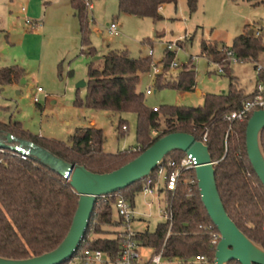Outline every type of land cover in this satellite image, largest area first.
I'll use <instances>...</instances> for the list:
<instances>
[{
	"label": "trees",
	"instance_id": "16d2710c",
	"mask_svg": "<svg viewBox=\"0 0 264 264\" xmlns=\"http://www.w3.org/2000/svg\"><path fill=\"white\" fill-rule=\"evenodd\" d=\"M87 1L93 3V0H71V4L80 21L82 44L92 55L96 49L90 46ZM118 1L120 14L148 17L155 22L164 19L161 13L164 5L178 2ZM187 4L189 11L194 13L199 0H187ZM2 31L0 28V33ZM144 43L152 44L150 39ZM202 52L210 61L221 65L225 73L231 70L229 52H233L240 62L251 61L256 67L264 53V36L251 33L247 25L243 33L234 38L232 45L220 47L217 42L203 41ZM175 56V51L165 49L159 62L162 71L154 75L157 88L195 90L196 70L192 62L185 64L175 77L169 76ZM153 63V54L133 57L127 49L111 50L104 56L101 67L89 64L86 98L75 102L77 106L91 109L135 113L138 118L135 147L117 153L106 152L104 130L96 126L79 127L69 141L64 142L33 135L23 129L21 122L3 121H0V141L9 144V135H13L33 142L67 162L84 165L92 172L106 173L134 160L170 133H190L201 141L207 135L205 142L215 162L217 186L228 214L246 235L264 247V185L248 156V121L228 120V116L240 110L254 92L247 93L233 77L227 91L207 93L201 106L163 105L155 110L147 106L145 93L138 89L141 75L150 72ZM25 75V68L19 65L1 67L0 86L20 82ZM127 129L128 125L121 120L120 132ZM262 144L264 148V131ZM184 155L183 151H174L166 157L164 164L171 159L180 162ZM172 170L167 167L168 174ZM151 178L154 181L159 179L158 169ZM146 180L117 193L125 196L135 208L136 197L141 194ZM196 181L195 168L185 169L178 178L176 190L160 188L172 220L160 222L154 231L149 228L136 231V239L142 247L152 249L153 254L162 253L168 262L189 260L199 254L212 261L215 259L217 245L213 240L219 230L208 214ZM79 198L66 178L39 157L29 153L27 159H23L10 148H0V256L25 259L56 249L71 228ZM115 202L116 195L98 198L75 258L86 249L102 250L113 259L121 254L122 242L128 233V228H123L128 224L118 214ZM113 226L120 230L108 236V227ZM229 264L241 263L233 260Z\"/></svg>",
	"mask_w": 264,
	"mask_h": 264
},
{
	"label": "rangeland",
	"instance_id": "374dc122",
	"mask_svg": "<svg viewBox=\"0 0 264 264\" xmlns=\"http://www.w3.org/2000/svg\"><path fill=\"white\" fill-rule=\"evenodd\" d=\"M259 2V4H254ZM263 2V3H262ZM88 8L90 46L96 53L88 54L83 46L80 21L71 0H0V68L19 65L26 70L20 82L0 86V121L21 122L23 129L33 135L68 142L77 128L96 126L105 134V151L117 153L137 145L138 118L135 113L77 106L85 100L87 89L77 88L88 81L90 63L101 67L103 55L109 50L127 49L133 57L147 56L153 51L154 63H159L166 48L172 45L178 66L171 67L169 76L175 77L185 64L196 70L195 90L170 87L157 88L153 70L141 75L139 91L145 93L148 107L163 105L201 106L207 93H221L229 89L232 78L247 93L254 91L257 73L251 61L233 62L228 73L210 61L202 52V42H217L220 47L232 45L234 38L249 31L264 36V0H199L197 11L191 13L187 0L167 4L161 10L163 20L120 14L118 0H93ZM25 8V10H23ZM33 21V26L27 19ZM118 23L120 34L111 35L108 25ZM150 39V44L144 40ZM258 63L264 64V53ZM228 66V67H229ZM162 71V69H161ZM42 87L44 92H38ZM151 94H147V90ZM198 91H200L198 93ZM38 96L39 102L34 98ZM128 125L121 133L120 121ZM24 139L15 138V145ZM27 141V140H25ZM138 212L130 223L133 231L149 228L154 231L165 220V199L138 194ZM128 227V226H127ZM127 227L123 228L126 229ZM108 236L120 230L108 227ZM92 236L97 235L92 233ZM151 254V249L141 248ZM67 264H82L73 258Z\"/></svg>",
	"mask_w": 264,
	"mask_h": 264
},
{
	"label": "water",
	"instance_id": "95a60500",
	"mask_svg": "<svg viewBox=\"0 0 264 264\" xmlns=\"http://www.w3.org/2000/svg\"><path fill=\"white\" fill-rule=\"evenodd\" d=\"M86 85V81H81L77 88ZM263 131L264 110H256L247 124L246 146L252 166L264 185ZM8 140L9 144L0 141V148H10L22 154L29 151L39 157L62 174L80 198L71 228L56 249L25 259L0 256V264H64L71 261L85 237L98 198L117 193L152 176L166 157L177 150L196 158L195 170L202 201L221 234L215 253L216 264H229L233 260L241 264H264V247L246 235L225 208L208 144L190 133H170L158 139L134 160L106 173L92 172L84 165L67 162L30 141L23 140L19 146L15 145L13 135H9Z\"/></svg>",
	"mask_w": 264,
	"mask_h": 264
},
{
	"label": "built area",
	"instance_id": "2783aa9c",
	"mask_svg": "<svg viewBox=\"0 0 264 264\" xmlns=\"http://www.w3.org/2000/svg\"><path fill=\"white\" fill-rule=\"evenodd\" d=\"M87 5L90 9H92V2L87 1ZM23 10H25V8H23ZM27 22L32 26L34 25L33 21H31L29 18L27 19ZM107 29L111 35L117 36L120 34L119 25L115 21L108 25ZM251 33L259 35L260 31H252ZM168 49L173 50L172 45L169 46ZM150 54H153L152 50ZM229 55L232 56V63L235 61L240 62L239 59L233 54V52H229ZM172 66H178V63L174 60L171 67ZM219 66L220 70L224 72L222 66ZM161 69L162 68H160L158 64L153 63L152 70L154 72V75L160 73ZM255 69L257 73V82L254 90V95L244 101L240 110L231 113L228 116V120L249 121V119L256 110H264V64L257 62ZM42 91V87H38V92ZM146 93L151 94L152 91L149 89ZM34 100L36 102H39L40 99L38 98V96H36ZM154 109L158 110V107H155ZM124 128H126V126H124ZM206 139L207 135L204 136L203 142H205ZM17 145L19 146V144ZM18 153L23 159H27L29 151L24 154L20 152ZM164 161L157 168L159 170V179L157 181H154L150 176L145 181L141 192V194H143L144 196L158 197L160 194V188L162 187L166 190H176L178 178L182 170L195 168L197 166L196 158L193 157L192 154H185L180 162L171 159L166 165L164 164ZM167 167L173 168V170L169 174L167 172ZM194 182L195 181H192V183ZM113 195H116L115 204L118 214L124 217L126 223L128 224V233L123 239L121 254L117 258L113 259L102 250L86 249L80 257L76 258L80 260L82 264H216L215 259L212 261L208 256L203 254L196 255L193 258L185 261L177 260L174 263L166 261L162 253H152L148 257H146L141 252L142 246L136 239V231H133L130 228V223L135 219L136 215L138 214L137 211L132 207L131 202L121 194L114 193L101 197L107 198ZM164 215L165 220H172V213H170L168 210L165 209ZM220 240L221 234H214L213 244L218 245Z\"/></svg>",
	"mask_w": 264,
	"mask_h": 264
},
{
	"label": "crops",
	"instance_id": "0c3cea01",
	"mask_svg": "<svg viewBox=\"0 0 264 264\" xmlns=\"http://www.w3.org/2000/svg\"><path fill=\"white\" fill-rule=\"evenodd\" d=\"M93 4V3H92ZM72 5V4H71ZM73 7V6H72ZM166 7V5H164L163 6V8L161 9V10H164V8ZM95 8V5L93 4V7H92V9H94ZM127 15H130V14H127ZM115 21V20H114ZM112 50V49H111ZM111 50H109V51H111ZM108 51V52H109ZM106 55V54H105ZM105 55H103V60H104V56ZM256 82H257V80H256ZM256 87V86H255ZM255 90V89H254ZM42 92H44V90L42 91ZM42 92H40V93H42ZM198 92H200V91H198ZM252 92H254V91H252ZM252 92H250V93H252ZM155 108V107H154ZM164 197V195L162 194V193H160L159 194V196L157 197V198H161V197ZM135 210H136V207L134 208ZM137 211V210H136ZM138 213V212H137ZM143 248H146V247H143ZM150 249V248H149ZM153 253V250L151 249V254ZM146 257H148L150 254H147V253H143Z\"/></svg>",
	"mask_w": 264,
	"mask_h": 264
}]
</instances>
